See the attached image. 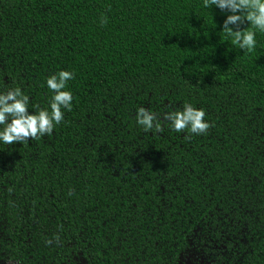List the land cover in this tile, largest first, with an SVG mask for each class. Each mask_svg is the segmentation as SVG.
<instances>
[{"label": "trees", "instance_id": "1", "mask_svg": "<svg viewBox=\"0 0 264 264\" xmlns=\"http://www.w3.org/2000/svg\"><path fill=\"white\" fill-rule=\"evenodd\" d=\"M229 14L0 0V93L20 88L32 114L49 109V76H74L51 135L0 141V264H264V32L240 25L256 46L239 49ZM186 103L205 134L167 126ZM139 107L163 132L137 125Z\"/></svg>", "mask_w": 264, "mask_h": 264}, {"label": "clouds", "instance_id": "2", "mask_svg": "<svg viewBox=\"0 0 264 264\" xmlns=\"http://www.w3.org/2000/svg\"><path fill=\"white\" fill-rule=\"evenodd\" d=\"M205 8L216 6L221 11L229 14L223 21L222 30L232 37L233 45L239 49L251 51L256 46V33L253 30H245L240 25L245 22L251 29L264 32V0H203ZM106 23V19H105ZM234 26L236 30H233ZM73 73L59 71L46 79V85L54 95L49 101V109L36 108V112L30 114L29 97L24 95L20 88L9 89L0 93V141L5 145L13 143H27L29 139H40L45 135H51L56 125L60 124L64 117L62 109L71 111L73 96L66 91L67 82L73 79ZM204 109H197L192 104L186 103L182 110H176L164 114V121L168 127L180 133L187 130L191 135L205 134L211 125L204 120ZM135 120L145 132H163L162 121L157 115L144 107L136 111ZM186 139L190 136H186ZM55 239H59L57 235ZM51 243V240L46 241Z\"/></svg>", "mask_w": 264, "mask_h": 264}, {"label": "rangeland", "instance_id": "3", "mask_svg": "<svg viewBox=\"0 0 264 264\" xmlns=\"http://www.w3.org/2000/svg\"><path fill=\"white\" fill-rule=\"evenodd\" d=\"M6 264H15V263H6Z\"/></svg>", "mask_w": 264, "mask_h": 264}]
</instances>
